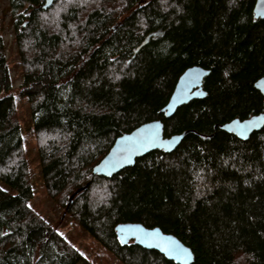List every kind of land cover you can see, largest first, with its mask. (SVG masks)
I'll list each match as a JSON object with an SVG mask.
<instances>
[{"label":"trees","instance_id":"obj_1","mask_svg":"<svg viewBox=\"0 0 264 264\" xmlns=\"http://www.w3.org/2000/svg\"><path fill=\"white\" fill-rule=\"evenodd\" d=\"M44 1L8 3L46 196L121 264L175 263L121 246L120 223L174 236L193 264H264V127L245 141L219 128L264 113L253 86L264 77L255 0H55L43 10ZM1 30L0 264H89L29 205ZM193 66L209 71L206 97L165 119L160 111ZM157 120L164 137L187 133L172 153L92 176L117 137Z\"/></svg>","mask_w":264,"mask_h":264},{"label":"water","instance_id":"obj_2","mask_svg":"<svg viewBox=\"0 0 264 264\" xmlns=\"http://www.w3.org/2000/svg\"><path fill=\"white\" fill-rule=\"evenodd\" d=\"M55 0H45L41 9L49 8ZM253 16L256 20L264 19V0H255ZM149 38V37H148ZM148 38L137 49V53ZM209 71L197 66L186 69L177 79L167 104L160 111L165 119L171 118L176 110L193 100H202L206 97L203 90V80ZM254 89L264 97V77L254 83ZM264 127V113L253 115L245 120L234 119L221 125L219 128L233 134L239 140L245 141L254 132ZM187 133L164 137L163 124L160 120L144 123L115 139L108 153L92 169V176L111 178L113 175L134 165L136 159L154 152L172 153L181 143ZM86 187L78 189L69 199ZM65 216L63 213L62 218ZM114 234L121 246L133 244L147 251H155L166 260L175 264H193L192 251L172 235L163 233L159 228L148 229L139 223H120L114 227Z\"/></svg>","mask_w":264,"mask_h":264},{"label":"rangeland","instance_id":"obj_3","mask_svg":"<svg viewBox=\"0 0 264 264\" xmlns=\"http://www.w3.org/2000/svg\"><path fill=\"white\" fill-rule=\"evenodd\" d=\"M1 38L5 45L7 65L12 83V94L16 101L17 119L23 142V155L28 162L33 197L30 207L56 228L70 244L82 253L89 264H121L110 253L101 248L91 237L69 218L62 215L64 210L50 200L44 191L42 174L37 158V144L31 129V116L27 102L19 94L22 73L14 43V25L8 0H0Z\"/></svg>","mask_w":264,"mask_h":264}]
</instances>
